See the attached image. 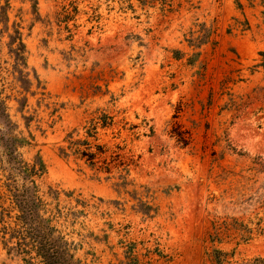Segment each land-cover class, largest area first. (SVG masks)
<instances>
[{
	"label": "rangeland",
	"instance_id": "1",
	"mask_svg": "<svg viewBox=\"0 0 264 264\" xmlns=\"http://www.w3.org/2000/svg\"><path fill=\"white\" fill-rule=\"evenodd\" d=\"M38 156L79 264H264V0H0V221Z\"/></svg>",
	"mask_w": 264,
	"mask_h": 264
},
{
	"label": "trees",
	"instance_id": "2",
	"mask_svg": "<svg viewBox=\"0 0 264 264\" xmlns=\"http://www.w3.org/2000/svg\"><path fill=\"white\" fill-rule=\"evenodd\" d=\"M19 50L23 53L25 46L19 40ZM68 135L66 139H71ZM13 147L27 144L25 139L11 137ZM18 142L17 144H14ZM67 142V141H65ZM74 145V143H73ZM79 147H83L82 151H77L80 157L85 158L89 164H95L97 153L90 152V144L87 141H79ZM102 148L97 146L99 152ZM79 150V149H78ZM60 153L66 155V149L61 148ZM102 154V153H100ZM16 174L24 181L30 180L32 177L39 178L46 172L42 159L38 156L31 165L22 162L20 159L15 160ZM94 166V165H93ZM31 188L23 184L14 192L15 187L11 186L6 197L9 203V210L1 208V223H14V226L6 227L4 236L16 240L14 249L20 254H33L41 264H79L74 258V249L65 236H63L55 227L51 225L52 218L46 217L45 204L41 200L37 185L33 181H29ZM2 218L7 221L2 220ZM11 251L12 249H7Z\"/></svg>",
	"mask_w": 264,
	"mask_h": 264
}]
</instances>
